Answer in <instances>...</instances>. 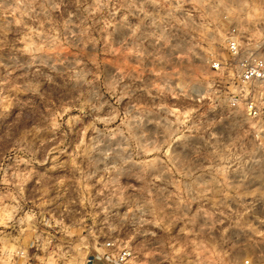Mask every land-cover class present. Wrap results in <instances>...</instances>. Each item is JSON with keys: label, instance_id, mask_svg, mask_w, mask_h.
<instances>
[{"label": "rangeland", "instance_id": "374dc122", "mask_svg": "<svg viewBox=\"0 0 264 264\" xmlns=\"http://www.w3.org/2000/svg\"><path fill=\"white\" fill-rule=\"evenodd\" d=\"M231 36L264 57V0H0V264H264Z\"/></svg>", "mask_w": 264, "mask_h": 264}, {"label": "built area", "instance_id": "2783aa9c", "mask_svg": "<svg viewBox=\"0 0 264 264\" xmlns=\"http://www.w3.org/2000/svg\"><path fill=\"white\" fill-rule=\"evenodd\" d=\"M226 47L232 58H235L236 77L247 86L248 93L254 87H258L260 90L258 100L248 97L244 101L247 114L252 118L260 117L264 113V57L253 53L240 54L239 45L232 36L228 38ZM211 67L218 69L221 67V63L214 61L211 63ZM104 248L109 250L101 256L104 264H130L131 251L125 245L109 238L104 242ZM242 264L252 263L249 259H245Z\"/></svg>", "mask_w": 264, "mask_h": 264}]
</instances>
